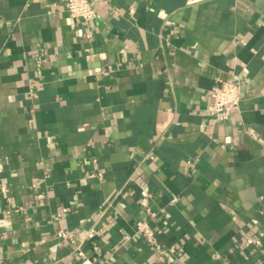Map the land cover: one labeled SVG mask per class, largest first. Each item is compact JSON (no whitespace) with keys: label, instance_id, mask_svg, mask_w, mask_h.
Returning a JSON list of instances; mask_svg holds the SVG:
<instances>
[{"label":"crops","instance_id":"0c3cea01","mask_svg":"<svg viewBox=\"0 0 264 264\" xmlns=\"http://www.w3.org/2000/svg\"><path fill=\"white\" fill-rule=\"evenodd\" d=\"M91 4L0 0V264H264V0Z\"/></svg>","mask_w":264,"mask_h":264},{"label":"built area","instance_id":"2783aa9c","mask_svg":"<svg viewBox=\"0 0 264 264\" xmlns=\"http://www.w3.org/2000/svg\"><path fill=\"white\" fill-rule=\"evenodd\" d=\"M64 6L69 16L73 19L87 23L93 21L96 16V11L92 7L91 0H64ZM209 96L210 101L207 106L208 114L219 122L225 121L232 112L239 109L241 102V84L238 80H229L220 85H214L210 89ZM2 191L5 192L3 187ZM175 200L173 199L172 202ZM141 204L147 208L146 198H141ZM63 211L66 210L63 209ZM150 215L153 214L151 213ZM135 229L142 236L143 240L152 246L155 251H165L158 243L155 232L145 220L137 221L135 223ZM58 237L71 239V235L64 232L58 233ZM87 237L91 238L92 234L88 233ZM245 244L259 247L260 241L256 238L249 237L246 239ZM168 251L172 250L170 249ZM78 255H82V252H79Z\"/></svg>","mask_w":264,"mask_h":264}]
</instances>
